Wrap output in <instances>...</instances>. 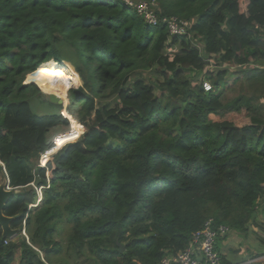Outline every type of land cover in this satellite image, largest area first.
Instances as JSON below:
<instances>
[{
  "label": "trees",
  "instance_id": "1",
  "mask_svg": "<svg viewBox=\"0 0 264 264\" xmlns=\"http://www.w3.org/2000/svg\"><path fill=\"white\" fill-rule=\"evenodd\" d=\"M152 2L186 32L148 24L125 0H0V186L8 178L4 215L18 231L0 226V264H159L210 220L263 228L264 0ZM63 60L80 77L68 111L85 133L40 167L69 124L45 93L67 98L79 83ZM229 72L247 91L224 102ZM35 99L57 113L37 115Z\"/></svg>",
  "mask_w": 264,
  "mask_h": 264
},
{
  "label": "rangeland",
  "instance_id": "2",
  "mask_svg": "<svg viewBox=\"0 0 264 264\" xmlns=\"http://www.w3.org/2000/svg\"><path fill=\"white\" fill-rule=\"evenodd\" d=\"M125 1H127V4L128 5H130V6H137L138 4H142V5H147V6H149L151 9H153L152 7H154V4H152V0H125ZM168 2V4H172L173 2H171L172 0H167ZM199 46L200 47H202L203 46V44L202 43H199ZM169 47V46H168ZM213 57V56H212ZM212 62V66L210 67V70H214L215 69V64L213 63V61H211ZM63 64H65V65H68L69 67H71L73 70H74V68L72 67V65L69 63V62H67V61H65V60H63L62 62H60V63H56V65L57 66H59V67H61ZM49 69H50V73H51V83L53 82L52 81V78H53V72H54V67H53V65L52 64H50L49 63V67H48ZM230 71H232L233 72V70L231 69ZM74 72H76L75 70H74ZM35 73V72H34ZM140 74H142V80L146 83V84H151V85H153V86H155L154 85V83H150L151 81H154L153 79H154V75L152 74V72H149V71H146V70H144V71H140ZM30 75V74H29ZM28 75V76H29ZM76 75L78 76V79H79V83H78V86H76V87H73V88H71V89H69L67 92H66V96H67V98L66 97H64L59 91V94L63 97V98H65V100H66V105L69 107V103H70V100H69V93H70V91L72 90V89H78L79 87H80V85H81V81H80V77H79V75L77 74V72H76ZM28 76L26 77V79H25V83H28V84H33V85H35L34 83H29L28 82ZM73 76H72V73H68V78H72ZM67 78V79H68ZM227 81L229 82V83H234V86L232 87V88H229V89H226V90H224V92H223V101L224 102H226V101H228V100H230V99H232V98H234V97H236L240 92H246L247 91V87H246V85L243 83V80H237V77L235 76V75H233L232 73H230L229 72V75H228V77H227ZM204 81H207V80H204ZM235 81H237V82H235ZM35 86H37V85H35ZM52 86V85H51ZM38 87V86H37ZM39 89V88H38ZM57 91V90H56ZM64 92V91H63ZM155 93L156 94H158L159 92H158V90H157V88L155 87ZM45 94H49V93H45ZM36 101H33V102H31V107H32V110L37 114V115H39V116H44V115H48V114H53V113H57V111H58V107L57 106H54V105H50V104H43V103H41V101H39V100H37V99H35ZM70 115H72L70 112H68V116H70ZM247 123H249V118L247 117V114L244 112L243 114H241V115H238V119L236 120V124H238V125H245V124H247ZM61 128H56V130H54V131H52V138L54 137H58V135H64V134H66V133H69V124H68V126H60ZM76 128V127H75ZM82 135L83 134H79V136L78 137H82ZM77 137V138H78ZM75 138V137H74ZM56 139V138H55ZM73 139V137L71 138H68L67 140H62V143H65L66 141H69V140H72ZM76 139V138H75ZM76 142V141H75ZM69 143H71V142H69ZM69 143H65V144H62L61 146H59V147H54L53 149H55V151L52 153V154H49V155H47V157L45 158V162H44V165L47 163V161H49L48 159H50V157L53 155V154H55L56 152H58L60 149L62 150L63 148H65L67 145H69ZM112 147H114V148H120V144L118 143V142H115V141H111L110 143H109ZM52 149V150H53ZM42 161H43V159H41V161H40V167H47L46 165L45 166H43V164H42ZM35 184H37V183H34V185ZM1 185H5V186H9V180H8V178L6 179H2V183H1ZM10 190L12 191V188H10ZM42 199V195L40 194V200ZM260 218H261V224L263 225V228H259V227H255L254 225H252V232H251V237L252 238H255V240H257V238H259V236L258 235H260V239H264V234L263 235H261V233L264 231V217H262V216H260ZM22 234L24 235V236H26V233L23 231L22 232ZM237 234L238 235H240V233L239 232H235V231H232L231 232V236H230V238L232 239V240H235L236 239V236H237ZM236 235V236H235ZM17 236V235H16ZM14 237V240H16L17 239V237ZM228 237H229V235H228ZM221 242H222V240H221ZM63 244L64 245H68V242H67V238H66V236L63 234ZM66 245V246H67ZM233 249V248H232ZM66 253V252H65ZM64 255V254H63ZM72 255H68V254H65V256H63V258H66V259H68V260H70V262H71V264H93L92 263V261L90 260V259H86L85 257H83V255H81V256H77V257H71Z\"/></svg>",
  "mask_w": 264,
  "mask_h": 264
},
{
  "label": "built area",
  "instance_id": "3",
  "mask_svg": "<svg viewBox=\"0 0 264 264\" xmlns=\"http://www.w3.org/2000/svg\"><path fill=\"white\" fill-rule=\"evenodd\" d=\"M136 9L138 14L143 16L148 24L156 26L162 22L168 24L171 35H182L187 30L188 22L185 20H178L177 18L172 17L170 19L164 18L162 21H160L159 16L155 12L154 8L151 9L147 5L138 4ZM203 88L205 92H210L213 87L210 82L205 81ZM61 115L63 117L69 118L71 121L70 134L75 131L76 126L82 129L77 121L68 116V112L65 109L61 111ZM67 134L69 133L58 135V137L55 139V143L58 145L59 141L62 140ZM48 154L49 152H47L44 156ZM8 189H10V187H8ZM231 232L232 230L226 226H221L215 229L213 227L212 220H210L206 223L202 230L193 234L192 245L190 247L178 253L176 256L163 259L159 264H201L200 260H203L205 264H222V259L216 249L217 242L219 237L224 238L230 235Z\"/></svg>",
  "mask_w": 264,
  "mask_h": 264
},
{
  "label": "crops",
  "instance_id": "4",
  "mask_svg": "<svg viewBox=\"0 0 264 264\" xmlns=\"http://www.w3.org/2000/svg\"><path fill=\"white\" fill-rule=\"evenodd\" d=\"M263 234L264 231L261 235ZM251 235L237 234L235 240L230 238L231 235L220 238L217 242V251L222 258V264H264V239H260L258 235L259 238L255 240ZM200 263L204 264L202 260Z\"/></svg>",
  "mask_w": 264,
  "mask_h": 264
},
{
  "label": "water",
  "instance_id": "5",
  "mask_svg": "<svg viewBox=\"0 0 264 264\" xmlns=\"http://www.w3.org/2000/svg\"><path fill=\"white\" fill-rule=\"evenodd\" d=\"M47 95L49 97V101L52 104H57V105L65 104L64 100L61 99L59 96L55 94H47ZM38 182L39 181H37V184H35V186L38 185ZM12 195H13V192L11 190H8L7 186L5 185L0 186V226L2 227V230H3V236L7 238H14L18 233L17 230L12 229L11 227V224L15 218L6 217L4 215V209H5L6 203ZM123 251H124V248L122 247L121 252Z\"/></svg>",
  "mask_w": 264,
  "mask_h": 264
},
{
  "label": "clouds",
  "instance_id": "6",
  "mask_svg": "<svg viewBox=\"0 0 264 264\" xmlns=\"http://www.w3.org/2000/svg\"><path fill=\"white\" fill-rule=\"evenodd\" d=\"M56 63H58V62H56ZM45 64H46V63H45ZM204 82H205V81H204ZM204 82H203V85H204ZM208 82H209V81H208ZM211 85H212V84H211ZM212 87H213V86H212ZM203 89H204V88H203ZM212 90H213V88H212ZM212 90H211V91H212ZM46 95H47V94H46ZM64 102H65V104H63V109H62V110L65 109L67 112H69V111H68V106L66 105V101H64ZM62 110H61V111H62ZM61 111H60V114H61ZM61 116H62V115H61ZM62 117H63V116H62ZM70 117H71L73 120L77 121V123L82 127V129H83V135H84L85 130H84L83 126L80 124V122H79V121H78L73 115H70ZM63 118H65V119L68 121V123H69V128H70V129H69V133H70V130H71V121H70L69 118H66V117H63ZM83 135H82V136H83ZM55 138H56V137H55ZM55 138L53 137V145H52L51 149H49V150L46 151L44 154H42L41 159H43V156H44L47 152H49V153L52 152V151H53L52 149H53L54 147H59V146L55 143ZM79 139H81V138L74 139L73 141H70L71 143H69V142H67V143L72 144V143H75V141L77 142ZM67 143H66V144H67ZM60 150H61V149H60ZM60 150H59V151H60ZM59 151H58V152H59ZM58 152H56L55 154H53V155L50 157V159H48V160L50 161L51 158H52L54 155H56ZM41 159H40V161H41ZM47 163H48V161H47ZM47 163H46V164H47ZM46 164H45V165H46ZM45 165H44V166H45ZM8 187H9V186L7 185V189H8ZM8 190H10V189H8ZM192 237H193V235H192ZM216 249H217V246H216ZM217 252H218V251H217ZM219 255H220V254H219ZM220 257H221V256H220ZM221 259H222V258H221ZM202 261H203V260H202ZM203 262H204V261H203ZM204 264H205V263H204Z\"/></svg>",
  "mask_w": 264,
  "mask_h": 264
},
{
  "label": "bare ground",
  "instance_id": "7",
  "mask_svg": "<svg viewBox=\"0 0 264 264\" xmlns=\"http://www.w3.org/2000/svg\"><path fill=\"white\" fill-rule=\"evenodd\" d=\"M48 93L49 94H55V95L59 96L61 99H63L64 101H66L65 98H63L59 93H55V92H48Z\"/></svg>",
  "mask_w": 264,
  "mask_h": 264
}]
</instances>
